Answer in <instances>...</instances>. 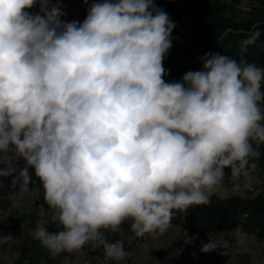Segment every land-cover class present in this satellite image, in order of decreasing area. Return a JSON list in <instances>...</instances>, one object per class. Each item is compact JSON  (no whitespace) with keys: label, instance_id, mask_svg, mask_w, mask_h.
<instances>
[{"label":"clouds","instance_id":"9594fccd","mask_svg":"<svg viewBox=\"0 0 264 264\" xmlns=\"http://www.w3.org/2000/svg\"><path fill=\"white\" fill-rule=\"evenodd\" d=\"M83 2L84 20L68 22L62 0H0V154L24 161L0 178L28 191L34 170L56 231L38 223L30 234L53 255L91 245L121 261L122 242L102 230L130 220L137 237L158 238L174 211L225 198V169L232 192L251 186L264 66L243 53L260 33L239 60L209 52L200 70L166 82L175 23L155 0ZM227 248L209 239L200 251Z\"/></svg>","mask_w":264,"mask_h":264},{"label":"trees","instance_id":"16d2710c","mask_svg":"<svg viewBox=\"0 0 264 264\" xmlns=\"http://www.w3.org/2000/svg\"><path fill=\"white\" fill-rule=\"evenodd\" d=\"M232 1V2H231ZM248 11L237 9L238 0H155L157 7L163 9L175 23L171 34L179 35L182 41L172 42L163 67L166 82L180 81L187 71L202 68L199 58L206 53H221L241 58V42L254 32L260 36L255 44L247 47L243 53L250 63L264 66V0H252ZM260 157L253 161L256 164L252 175L259 177L258 192L244 191L240 194L225 196L224 199L212 197L209 206H193L185 211H174L171 222L179 225L193 235H217L243 231L254 235L264 243V145L259 148ZM5 161L0 167H23V160L17 159L10 152L0 154ZM230 177V169H225ZM12 176L0 178V264L9 254V249L16 252L14 264H62L72 252L86 253L89 259L105 257L102 247L85 245L80 250L62 252L53 255L39 241L34 240L31 231L36 228L35 217H29V224L24 227L16 245L6 239L7 230L15 227L11 195L16 186L11 184ZM50 232L56 231L53 219L42 222ZM108 242H121L119 230H102Z\"/></svg>","mask_w":264,"mask_h":264},{"label":"rangeland","instance_id":"374dc122","mask_svg":"<svg viewBox=\"0 0 264 264\" xmlns=\"http://www.w3.org/2000/svg\"><path fill=\"white\" fill-rule=\"evenodd\" d=\"M91 2V0H89ZM232 2V1H231ZM63 10L66 13L62 17L65 21L82 22L87 15L88 4L83 0H62ZM253 5L252 0H238L236 7L241 11H248ZM33 14L38 13V7L29 9ZM24 166V162H23ZM34 183L29 185L28 191H22L16 186L11 195L13 205V215L15 227L7 230L6 239L11 245H16L24 227L29 224V217H35L37 222L42 223L53 218V210L44 201V193L39 179L35 176L34 170L29 169ZM260 185L259 177L252 175L251 186L244 191L256 190ZM232 181L230 177H225V181L220 189L225 196L234 193L231 191ZM131 221L123 222L121 227V242L127 256L121 261L98 256L89 259L84 252L74 251L63 260L62 264H264V243L259 241L254 235L245 233L243 243L235 240V233H225L217 235H193L179 225L171 222V227L158 238H153L151 234L137 237L130 228ZM195 237L191 244L185 243L186 236ZM209 239L216 241L220 245L227 244V254L225 250L218 249L210 253L200 251L202 243H207ZM16 252L9 249V254L3 258L2 264H14Z\"/></svg>","mask_w":264,"mask_h":264},{"label":"built area","instance_id":"2783aa9c","mask_svg":"<svg viewBox=\"0 0 264 264\" xmlns=\"http://www.w3.org/2000/svg\"><path fill=\"white\" fill-rule=\"evenodd\" d=\"M171 37H172L173 41H177V40L182 41L183 40V38L179 35H171Z\"/></svg>","mask_w":264,"mask_h":264}]
</instances>
